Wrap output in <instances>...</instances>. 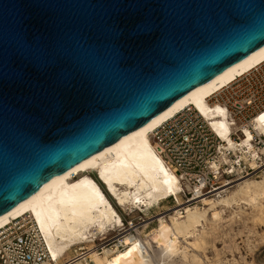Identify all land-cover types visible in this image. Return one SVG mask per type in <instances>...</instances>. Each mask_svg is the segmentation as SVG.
<instances>
[{"label": "water", "instance_id": "95a60500", "mask_svg": "<svg viewBox=\"0 0 264 264\" xmlns=\"http://www.w3.org/2000/svg\"><path fill=\"white\" fill-rule=\"evenodd\" d=\"M264 48V0H0V217Z\"/></svg>", "mask_w": 264, "mask_h": 264}, {"label": "bare ground", "instance_id": "6f19581e", "mask_svg": "<svg viewBox=\"0 0 264 264\" xmlns=\"http://www.w3.org/2000/svg\"><path fill=\"white\" fill-rule=\"evenodd\" d=\"M263 62L264 48L140 130L59 176L0 217V231L15 220L30 218L54 264H264V257L259 263L243 255L236 258L240 254L238 235L246 232L244 243L250 252L257 248L251 238L264 243V231L259 230L264 228V170L259 177L224 181L214 193L195 198L197 204L188 205L193 200H181L180 178L157 153L153 140L159 127L189 107L208 120H225L224 109L210 106L207 99ZM212 124L234 148V142L226 137L225 123ZM254 127L264 136V114L255 120ZM252 142L253 136L246 130L241 145L248 154L244 158L257 170L255 160L260 153L264 155V148L257 151ZM110 199L123 212L142 210L144 223L135 232L130 231L133 227L124 228ZM240 224L243 229L237 232L234 226ZM119 231L114 238L121 243L109 248L113 239L106 238ZM219 242L223 248L218 247Z\"/></svg>", "mask_w": 264, "mask_h": 264}, {"label": "built area", "instance_id": "2783aa9c", "mask_svg": "<svg viewBox=\"0 0 264 264\" xmlns=\"http://www.w3.org/2000/svg\"><path fill=\"white\" fill-rule=\"evenodd\" d=\"M207 101L210 106L224 109L225 120H208L189 107L153 134L157 153L180 178L182 201L210 195L224 181L259 177L264 170V155L260 153L255 160L257 170L252 169L244 158L247 150L241 147L248 130L255 150L264 148V136L254 127L255 120L264 114V62L219 89ZM213 121L225 123L226 137L234 142V148L213 126ZM54 263L42 234L30 218L15 220L0 231V264Z\"/></svg>", "mask_w": 264, "mask_h": 264}, {"label": "rangeland", "instance_id": "374dc122", "mask_svg": "<svg viewBox=\"0 0 264 264\" xmlns=\"http://www.w3.org/2000/svg\"><path fill=\"white\" fill-rule=\"evenodd\" d=\"M110 200L112 201V203L115 206V202L112 199H110ZM196 204H194V205H196ZM168 205L172 206L173 203L170 201V204H168ZM116 209L118 210L119 214L122 216V219H123L124 225H125L124 228H127V229L132 228V227L134 228V229L132 228L133 230H130V231L135 232V229L137 227L141 226L145 221V219H143L141 212H140L142 210H140V211L135 210L134 214H129L126 211L125 212L121 211V209H119L117 207H116ZM153 223H155V222H153ZM242 227H243L242 224H240L239 226H237V225L234 226V229L238 232L239 229L240 230L243 229ZM259 230H261V232H263L264 228H260ZM120 233H121V231L117 232L114 235L108 236L106 238L105 241H109V240L113 239V241L109 243V248H112L115 245L121 243V240L117 241V239L114 238L115 236L119 235ZM123 236H121V237H123ZM244 240H246V232H244L243 234H240L236 237V241L239 244V250H240V254H238L239 252L238 253L236 252L237 253L236 258L240 259V255H243V256H245V258L248 261H250V262L255 261V263H259L261 261V259L264 257V243H260L258 238H255V237L251 238V240H253V242H252L253 245H256L257 248L255 250H253V252H250L249 247L244 243ZM255 240H256V242H254ZM218 247L223 248V245L221 246V243L219 242ZM229 258H231V256H229Z\"/></svg>", "mask_w": 264, "mask_h": 264}]
</instances>
